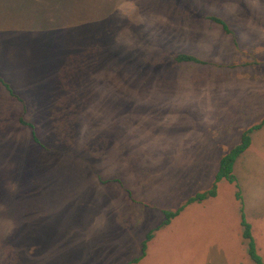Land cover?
Instances as JSON below:
<instances>
[{"label": "rangeland", "instance_id": "obj_1", "mask_svg": "<svg viewBox=\"0 0 264 264\" xmlns=\"http://www.w3.org/2000/svg\"><path fill=\"white\" fill-rule=\"evenodd\" d=\"M179 53L204 64H176ZM0 77L24 96L40 142L4 101L0 264H124L160 211L207 190L262 119L264 0H0ZM255 142L244 192L233 172L243 208L264 190ZM233 192L219 181L137 264H251ZM245 220L264 264V237Z\"/></svg>", "mask_w": 264, "mask_h": 264}, {"label": "trees", "instance_id": "obj_2", "mask_svg": "<svg viewBox=\"0 0 264 264\" xmlns=\"http://www.w3.org/2000/svg\"><path fill=\"white\" fill-rule=\"evenodd\" d=\"M206 19L217 25L224 34H230L227 25L222 19L216 16H207ZM172 60L176 64H181V63L204 64L203 61L191 55L183 54V53L174 55L172 57ZM0 85L3 87V89L10 98L16 100L21 106L20 114L17 118V123L21 126L27 127L29 129V134L32 142L40 146V142L36 138L33 125L25 121L23 118V115L25 113V106L22 99L17 97L10 89L8 83L3 81L1 78H0ZM263 124H264V116L262 117L259 123L243 130L240 133L239 143L236 146L229 149L224 155H222L219 158L217 163V170L213 176L210 187L207 190L192 194L173 210L160 211L161 220L157 225L146 231V233L144 234L139 244L138 255L124 264H137L140 260H142L145 257L147 245L153 238V235L160 229L168 226L171 220L176 218L188 205L200 204L209 198H214L216 194V184L221 180L226 181L234 188L233 197L238 204V210H239L238 212H239L240 237H241L242 245L245 249L246 256L250 260L251 264H263L260 256L258 255L255 249L253 238L251 236L250 225L245 220L240 189L236 182V178L233 175V164L235 160L248 148L250 144V134L253 131L260 129Z\"/></svg>", "mask_w": 264, "mask_h": 264}, {"label": "crops", "instance_id": "obj_3", "mask_svg": "<svg viewBox=\"0 0 264 264\" xmlns=\"http://www.w3.org/2000/svg\"><path fill=\"white\" fill-rule=\"evenodd\" d=\"M0 78L3 81H5V77H0ZM8 85L10 86V89L12 90V92L17 97L22 99L24 106H25L26 101L24 99V96L21 94L19 96L17 91H15V89L12 87V85L11 84H8ZM4 101L5 102H13L14 104L17 103L19 105V109L21 110L20 104L16 100L11 99L8 96V94L5 92L3 87L0 85V118H3L4 107H2V106L4 104H6ZM25 112H26V108H25ZM19 114H20V112H19ZM23 118L25 121L30 123L31 120L28 118L26 113H24ZM0 122H1V120H0ZM19 126L24 128V129H27L28 134H29V129L27 127H24L21 125H19ZM34 132H35V130H34ZM35 135H36V138L38 139L37 133H35ZM250 135H251L250 136V144H249L248 148L235 160V162L233 164L234 175L236 176V173H237L238 177L240 178V181H241L240 187L242 188L243 192H244V190L242 187V183H243L242 175L245 176V171H247L250 174V172L252 171V168H253V161L255 159L253 152H252L253 151V144L252 143L254 141V138L257 139V141H259V142H255V144H254L255 149L260 150V151H264V142H263L264 141V139H263L264 138V124L261 126L260 129L253 131ZM29 138H30V134H29ZM30 141L32 142L31 138H30ZM36 146H38V145H36ZM246 197H247V201H246L247 204L244 203V208H243L244 213H245V218H248V216H249V218H251L253 220L252 222H257V226L254 227V228H256V234L255 235H257L258 238H261V236L263 238L264 237V231H263L264 228L259 224H261V221L264 220V190L251 191L248 194H246ZM250 230H251V236H252V228L251 227H250ZM214 264H221V263H220V261H214ZM222 264H226V263H222Z\"/></svg>", "mask_w": 264, "mask_h": 264}]
</instances>
